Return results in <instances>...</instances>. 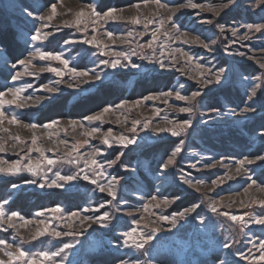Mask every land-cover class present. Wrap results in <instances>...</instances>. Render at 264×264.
<instances>
[{"label":"rangeland","instance_id":"1","mask_svg":"<svg viewBox=\"0 0 264 264\" xmlns=\"http://www.w3.org/2000/svg\"><path fill=\"white\" fill-rule=\"evenodd\" d=\"M160 3L166 7H160L155 0H0V92L24 88L22 95L31 97L22 108L17 107L19 101L3 106L6 119L0 124V144L4 146L0 161L5 163L0 166L7 168L17 160L22 164H27L29 159L42 160L39 152L28 151L34 147L41 148L44 156L56 161L53 165L42 163L37 175L27 171L16 175L0 173V184L9 187L8 195L0 201V204L8 201L4 204L5 213L19 212L25 220L32 221L25 225L23 220L14 219L15 226L10 228L7 215L4 217L0 223V240L13 245L6 251L15 252L16 246L29 252L57 251L68 243L73 247L57 256L56 264H264L260 259L264 253L259 248L264 241V226L251 222L242 225L222 215L244 216L248 220V214H264L260 204L264 201V161L258 159L264 156V68L261 67L264 29L255 31V26L264 25V5L256 6L257 0H236L227 8L221 6L229 0H160ZM53 4L58 13L53 20L35 19L48 15ZM89 5H95L101 14L116 8V19L97 23L95 17L86 16L79 28L65 26L74 24L77 12H90ZM137 17L139 24L132 22ZM45 23L49 27L42 28ZM248 25L253 28L250 30ZM36 28L51 35L32 41ZM109 32L113 34L111 38ZM154 32L157 39L149 48ZM93 37L99 46L84 42ZM37 48L61 54L69 68L87 71L89 75L74 77L59 61L36 58L34 66L28 69L35 75L24 74L13 80L18 72H25L18 61L31 58ZM114 52L128 53L129 60L121 58L125 66L113 69L101 63L115 59ZM157 61L165 66L160 67ZM47 66L64 70V76L40 71ZM220 69H224L220 84L203 83L206 79L214 81L213 73ZM96 74L100 79L95 78ZM58 80L60 83H56ZM45 85L58 91L49 93ZM253 90L256 96L250 100ZM169 91L172 96L160 95ZM177 91L189 98L197 91L201 95L194 100H177ZM4 99L12 97L8 94ZM124 101L127 104L123 108L116 107ZM137 101H140L138 105ZM109 106L112 110L102 120L86 119ZM249 106L254 111H242ZM182 107H192L193 111L180 112ZM13 115L18 123H9ZM73 120L77 121L75 129L70 123ZM185 120H191V127L178 137L159 131ZM52 121L58 123L51 128L43 127ZM133 121L140 122L135 125V132L131 131ZM31 124L38 127L32 130L27 127ZM91 128L100 131L93 136L83 135ZM109 130L113 137L123 134L135 143L124 147L113 141L109 148L101 142ZM17 136L25 143L14 139ZM33 136L37 138L36 145L31 143ZM86 140L88 143H84ZM177 146L182 151L176 155L174 164L163 169ZM94 149L101 150L95 159L104 165L103 176L94 175V166L84 163ZM120 153L123 155L117 163L108 167L107 162ZM244 159L252 163L240 167L238 161ZM57 171L61 175L79 173V176L68 183L59 181L64 184L62 188L39 187L45 179H55ZM85 173L105 185L111 177H117L120 183L116 187V199L85 180ZM33 180L36 183H29ZM47 193L77 194L82 196V201L77 203L75 199L70 206L40 205L38 197ZM18 194L31 199L26 204L18 201L20 209H11ZM153 196L157 198L155 201ZM165 200L169 203H163ZM101 204L103 208H99ZM144 204L149 205L147 210ZM156 204L160 207H155ZM194 204L199 207L175 226L159 219ZM211 205L216 206V212L211 210ZM57 206L63 211L53 215L49 210ZM38 212L44 215L37 216ZM72 212L78 216L71 217ZM104 212L110 216L106 221L108 227L92 221L81 222L83 217H97ZM41 220L49 225V233L54 229L76 235L55 237L46 233L32 240L36 231L44 227L39 223ZM134 220H139V227ZM133 227H137L138 233H148L152 228H159L160 232L143 249L137 250L123 243L122 234ZM224 244L231 247L224 248ZM237 253H242L243 258ZM0 260H9L4 251H0Z\"/></svg>","mask_w":264,"mask_h":264},{"label":"snow or ice","instance_id":"2","mask_svg":"<svg viewBox=\"0 0 264 264\" xmlns=\"http://www.w3.org/2000/svg\"><path fill=\"white\" fill-rule=\"evenodd\" d=\"M155 2L160 7H166V5L160 3V0H155ZM235 2H236V0H229L228 4H223L221 7L227 8L229 6V4H235ZM262 5H264V0H257L256 6H262ZM190 6L191 7H197L198 5L191 4ZM88 7L91 9L90 12L86 13L83 10L77 12L74 24L66 23L65 26L66 27L76 26L77 28H79L80 24L82 23V18H84L86 16L95 17L96 18L95 22H97V23L100 20L116 19V16H115V13L117 12L116 8H110L108 11L101 14L100 12L97 11L95 5H89ZM27 14L29 16L32 15L31 12H29ZM217 14H219V13H217ZM57 15H58V13H57L56 5L53 4L50 6V12L48 15H40L38 17H35V19H39L40 21L50 22ZM169 19H171V18H169ZM132 22L135 24H139L141 21L137 17V18H134ZM149 23H151V21H149ZM160 23L162 26L163 21H161ZM209 23H211V21H209ZM145 26H147V25H145ZM41 27L42 28L49 27V24L45 23ZM248 28L251 30L253 28V26L248 25ZM262 29H264V25L255 26V31H257V32L261 31ZM235 34H236V30H233V35H235ZM50 35H51V33L42 32L41 28H36L35 34L31 35V40L32 41H38V40L47 39L48 36H50ZM107 35L109 38H111L113 34L111 32H109V33H107ZM129 35H131V33H129ZM165 35H167V33ZM156 39H157V36H156V33L154 32L152 35V40L148 42L149 48L152 47V43ZM84 42L99 46V42L96 40L95 37H93L91 40H85ZM66 43H67V41H66ZM204 46L207 47V45H204ZM113 55L116 57L115 59L103 60V61H101V63L115 69L117 67L125 66L124 64H122L121 58H123L124 60L130 59L128 53H125V52H114ZM240 55H244V54L240 53ZM36 58H39L42 61L43 60L59 61L60 64H62L64 66V69L67 70L68 72H71L74 77L89 75V73L87 71L78 72L75 68H69L68 61L63 59L61 54L51 53V52H43L39 48H37L35 50V52L31 53V58L21 59L18 61V64L22 65L24 67L25 72L24 73L18 72L16 75H14L12 77V79L18 80L24 74L35 75V73L29 72L28 69L30 67L34 66L33 60ZM142 58L147 59L148 57H142ZM189 59H191V58H189ZM157 62L160 64V67L163 68L165 66L162 61H157ZM131 66L137 67V65H135V64H132ZM13 67H16V65L14 64ZM198 67H203V65H198ZM261 67L264 68V64H261ZM40 71L41 72H44V71L52 72V73H55L56 76H59L61 78L65 74L64 70H62L58 67H51V66L42 67V68H40ZM223 72H224V69H220L218 72L213 73V75L215 76L214 81L211 79H206L203 81V83L212 84L213 82H215L216 84H220ZM201 75H203V73H201ZM95 78L97 80L100 79L99 74H96ZM56 83H60V81L58 80V81H56ZM71 86L72 85L70 84L69 87H71ZM44 88H45V91H47L49 93L58 91V89L50 88L47 85H45ZM24 91H25L24 88H8L6 93L0 92V124H2L3 121L6 119L5 113L3 111V106L5 104H16V102L19 101L20 103L17 104V107L22 108L25 106V101L27 99L31 98V97H24L22 95V93ZM8 94L11 95V97H12L11 100H5L4 99L5 95H8ZM160 95L168 97V96H172L173 93L171 91H169V92H163ZM200 95H201V92L197 91V92L192 93V96L189 98V97L181 95L180 92L177 91L175 93V98L177 100H189V99L194 100L196 97H198ZM255 96H256V91L253 90L249 99L251 100L252 97H255ZM155 98H157V97H148L147 99H155ZM136 103L138 105L140 103V101H137ZM125 104H127V101L122 102L120 105H116V107L123 108ZM111 110H112L111 106L105 107L101 113L94 115V116H88V117H86V119L89 122L102 120L104 114L110 112ZM179 111L191 113L193 111V108L192 107H182L179 109ZM242 111L247 113L250 111H254V109L249 106V107L243 108ZM18 122L19 121L17 120V117L15 115H13L11 117V119L9 120V123H13V124L18 123ZM57 123H58V121H52L51 124H45V125H43V127L46 129L51 128L53 125H55ZM70 123L73 126V129H75V126L77 125V121L73 120V121H70ZM139 123H140L139 121H133L134 126L131 129L132 132L136 131L135 125L139 124ZM169 123H171V121H169ZM191 123H192L191 120H185L182 123L175 124L172 128H161V129H159V131L160 132H170L172 136L178 137L181 134L186 133L187 129L189 127H191ZM80 126L83 127L82 124ZM147 126H148L147 124L144 125L145 128ZM27 127L36 128V127H38V125L31 124V125H27ZM5 131H7V129H5ZM99 131H100L99 128H91L89 131L84 132L83 135L93 136ZM262 135H264V134H262ZM14 139L19 141L20 143H25L24 141L20 140V138L18 136L14 137ZM113 141L119 145L124 146V147H127L128 145L135 143V141L133 139H130L123 134H121L119 137H113L111 130H109L107 133L103 134V138L101 141L102 144L107 145L109 148H111L113 146V143H112ZM36 142H37V138L35 136H33L31 143L33 145H36ZM84 143H88V141L86 140ZM180 144L181 145L183 144L182 140L180 141ZM3 151H4V146H3V144H0V152H3ZM28 151L29 152H33V151L39 152L41 154L42 160H36L35 162H33L32 160L29 159L27 164H22L21 160H17L14 163L10 164L7 168L0 166V173L6 174V175H16L17 173H19L21 171H27L33 175H37L39 173V171L41 170L42 163H45L47 165H53L54 163H56V161H54L52 159H48L46 156H44V151L39 147L29 148ZM181 151H182V147L177 146L174 149V151L172 152V155L168 158L167 162L163 164V166H162L163 169H167L169 165L174 164L176 155L179 154ZM100 154H101L100 149H94L93 152L89 154L88 158H86L84 160V163L86 166H90V167L94 166L93 167V173H94V175H97V176L105 175V173L103 171L104 165L100 164L95 159V156L100 155ZM122 155H123V153H120L116 157V159L109 160L107 162L108 167H112L113 165H115L117 163V161L119 160L120 156H122ZM258 159L261 161H264V156H259ZM68 162L69 163H77V161H75V160H69ZM3 163H5V162L0 161V165H2ZM246 163L251 164L252 161L247 160V159L238 161V164L240 165V167H243ZM237 170L239 171V168ZM81 171H83V169H81ZM78 176H79V173H75L72 175H61L60 172L57 171L55 173V177H56L55 179H52L51 181H48L47 179H45L43 183L39 184V187L44 188L45 186H47L49 188H62V187H64V184L59 183V181H63L64 183H68L70 181L77 179ZM83 178L85 180H90V182L92 184L96 185V187L99 189L100 192H107V195L110 196L113 200L116 199V187L120 183V181L117 177H111V179L108 181V183L106 185L99 183L98 180L95 178H90V176L87 173H85ZM249 179H251V178L249 177ZM29 183H36V181L35 180L29 181ZM185 183H188L191 185L192 182L186 180ZM253 183H255V182L253 181ZM13 187H15V185H13ZM156 199L157 198L155 196L152 197L153 201H155ZM7 203H8V201L5 200L3 204H0V223L4 222V217L6 215H7L8 227H10V228L15 226L12 223V221L14 219L23 220L25 225L32 223V221L25 220L24 217H22L19 212L13 211V212L6 214L4 211V204H7ZM107 203L110 204L111 200L108 201ZM163 203L167 204V203H169V201L165 200V201H163ZM260 204L262 207H264V201H260ZM103 207H104V204L99 205V208H103ZM143 207L145 210H147L149 205L144 204ZM155 207H160V204H156ZM198 207H199V204H194L191 208L185 209V211L173 213L171 216L161 215L159 217V219L161 221L167 222V223L175 226L180 219H185L188 214L194 212ZM210 207H211V210L213 212L217 211V208L215 205H211ZM99 208H97L96 211H99ZM87 210L88 209H85V211H87ZM49 211L52 212L53 215H55L58 213H62L63 209L60 208L59 206H57L55 208L50 209ZM36 215L37 216H43L44 213L38 212V213H36ZM222 215L229 216V219H231L234 222H238L242 225H246L247 223L251 222L253 224L264 226V214H260V215L248 214V220H245L244 216L229 215L228 213H222ZM70 216L76 217V216H78V213L72 212L70 214ZM109 219H110L109 213L104 212L102 215L97 216V217H91V216L83 217V220L81 222L83 223L84 221H92L94 223H99L102 227H108V224L106 223V221H108ZM39 223L43 224L44 227L40 228L36 231V233L32 236V240H37L39 237L44 236L46 233L51 234L55 237H60L62 235H64V236L76 235L72 232H64V233L57 232L54 229H52L51 232L49 233V225L47 223H45V221H43V220H41ZM133 223L135 225H137V227H139V223H140L139 220H134ZM201 223H203V221H201ZM137 227H133L131 230L124 232L122 234L124 236V241H123L124 245L127 247L134 246L135 249H137V250L143 249L145 247V245L149 244L155 238V236L160 232L159 228H152L151 231L148 233H143V232L138 233ZM168 230H170V229H168ZM130 240H131V244H129ZM21 243H23V240L21 241ZM0 245L5 246V248H0V251H4L5 255L9 258V260L7 262L0 260V264H56L55 258L57 256H60V254L65 251V249L73 247L72 244L65 243L63 245V247H61L57 251L40 250V251H36V252H29V251H26L23 247L16 246V251L12 252V251H6L5 250L6 248L13 247V245L8 244L7 241L0 240ZM223 247L224 248H230L231 246L229 244H224ZM259 248L262 250V253H264V241L260 242ZM237 254L240 255L241 258H243L242 253H237ZM260 259L264 260V254L261 255ZM221 264H226V262H221Z\"/></svg>","mask_w":264,"mask_h":264},{"label":"trees","instance_id":"3","mask_svg":"<svg viewBox=\"0 0 264 264\" xmlns=\"http://www.w3.org/2000/svg\"><path fill=\"white\" fill-rule=\"evenodd\" d=\"M121 90H122V88H121ZM112 101H114V99ZM112 101H110V103ZM8 189H9L8 186H6L2 183L0 184V201H2L4 198H6V196L8 195V193H7ZM81 197H82L81 195H77V194H75V195H71V194L70 195H64V194H59V193H55V194L54 193H47L45 195L42 194L38 197L39 201H41V200L43 201V202L41 201L42 203L38 201V203H40V205L43 204V205H48V206H51V204L54 205V204L64 203L65 205L70 206L73 204L72 201L75 199L77 200L76 201L77 203H80L82 201ZM67 198H69V199H67ZM30 199L31 198L27 197V195L23 196L22 194H18L16 199H14L11 203V209H12V207L14 209H15V207L20 209L21 207H18L19 204L17 202L19 201L22 204H26L27 201H30ZM103 257L104 256H102V259H104ZM111 261H112V259H111ZM162 262L164 263V261H160V263H162Z\"/></svg>","mask_w":264,"mask_h":264},{"label":"bare ground","instance_id":"4","mask_svg":"<svg viewBox=\"0 0 264 264\" xmlns=\"http://www.w3.org/2000/svg\"><path fill=\"white\" fill-rule=\"evenodd\" d=\"M106 3V2H105ZM123 3V2H122ZM126 3V2H125ZM129 3V2H128ZM114 41V40H113ZM116 41H114L113 42V45H115L114 43H115ZM103 91V90H102ZM32 130L34 129V128H31ZM39 132V131H38ZM2 181V180H1ZM5 182H7V181H5ZM63 191V190H62ZM55 194V193H54ZM64 194V193H63ZM66 195V194H65ZM28 196V195H27ZM60 196V195H59ZM75 203V202H74Z\"/></svg>","mask_w":264,"mask_h":264}]
</instances>
